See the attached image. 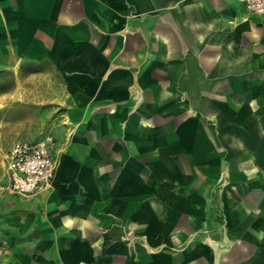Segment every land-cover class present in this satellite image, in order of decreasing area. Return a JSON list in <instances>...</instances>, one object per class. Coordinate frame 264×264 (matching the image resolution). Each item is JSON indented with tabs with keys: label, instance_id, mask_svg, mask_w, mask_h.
Returning a JSON list of instances; mask_svg holds the SVG:
<instances>
[{
	"label": "crops",
	"instance_id": "crops-1",
	"mask_svg": "<svg viewBox=\"0 0 264 264\" xmlns=\"http://www.w3.org/2000/svg\"><path fill=\"white\" fill-rule=\"evenodd\" d=\"M0 110L59 150L44 192L0 194V264H264V14L0 0Z\"/></svg>",
	"mask_w": 264,
	"mask_h": 264
},
{
	"label": "built area",
	"instance_id": "built-area-1",
	"mask_svg": "<svg viewBox=\"0 0 264 264\" xmlns=\"http://www.w3.org/2000/svg\"><path fill=\"white\" fill-rule=\"evenodd\" d=\"M247 14H264V0H240ZM56 138L40 131L34 139L14 141L3 154V180L0 192L30 198L50 185L57 164ZM3 246L0 243V256Z\"/></svg>",
	"mask_w": 264,
	"mask_h": 264
},
{
	"label": "rangeland",
	"instance_id": "rangeland-1",
	"mask_svg": "<svg viewBox=\"0 0 264 264\" xmlns=\"http://www.w3.org/2000/svg\"><path fill=\"white\" fill-rule=\"evenodd\" d=\"M7 115H9L8 122H6ZM18 117H21V122L18 121ZM43 124L44 121L38 118V113L35 114L32 111L17 113L13 110L7 114L0 110V182L3 180L4 152L14 141L38 137L39 131L45 129Z\"/></svg>",
	"mask_w": 264,
	"mask_h": 264
}]
</instances>
